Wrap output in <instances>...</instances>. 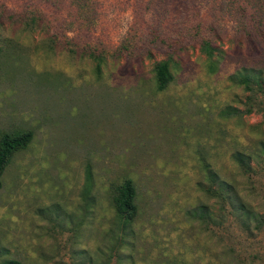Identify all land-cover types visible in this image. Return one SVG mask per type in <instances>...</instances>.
Instances as JSON below:
<instances>
[{
  "label": "rangeland",
  "instance_id": "1",
  "mask_svg": "<svg viewBox=\"0 0 264 264\" xmlns=\"http://www.w3.org/2000/svg\"><path fill=\"white\" fill-rule=\"evenodd\" d=\"M0 49V135L33 133L3 177L0 264H264V164L243 175L232 158L264 140V90L233 78L264 70V0H0ZM206 164L261 228L219 212ZM127 179L138 215L123 231Z\"/></svg>",
  "mask_w": 264,
  "mask_h": 264
},
{
  "label": "trees",
  "instance_id": "2",
  "mask_svg": "<svg viewBox=\"0 0 264 264\" xmlns=\"http://www.w3.org/2000/svg\"><path fill=\"white\" fill-rule=\"evenodd\" d=\"M203 51L207 55L210 65L211 72H216L218 69V61H214L213 57L216 48L211 46L209 42L203 43ZM1 53V49H0ZM174 61L173 59L164 60L159 62L155 66V78L157 90L162 92L168 88L171 82L174 80L172 73ZM97 70L101 71V61L97 65ZM263 69H248L242 73H238L237 76L233 77L239 85H243L246 91L255 92L264 90V78L262 76ZM240 111L237 109L228 108L224 111L227 114H239ZM253 107L248 108L246 113H252ZM33 140V133L26 131L22 133H3L0 135V189L3 186V177L7 167L11 164L14 156L21 151L26 150ZM233 160L242 171L243 175H255L257 174L253 167L254 160H258L264 164V140L257 143L255 152L245 153L237 151L233 155ZM261 165V164H260ZM207 174L208 187L202 186V190L209 194L210 198L215 199L216 205L219 206V212L225 214V205H229L232 213L239 219L242 218L244 226L250 230V221L253 219L258 222L257 228H261L262 221L260 220V214L256 213L254 208L247 203L240 194L235 184L229 179H224L220 176L217 171H214L208 164L205 165ZM137 188L131 179H127L121 185L114 188L113 195V206L116 216L122 221V230L125 231L130 225H132L137 219L138 206L136 204L137 199ZM212 211H207V208H202V211L197 215L204 221L207 218H212ZM196 215V214H193ZM225 215L219 216L217 225H222L225 221ZM262 218V217H261ZM217 218H214V220ZM124 235L121 238H117L116 244L120 245L118 249L126 245L123 241ZM115 250V249H113ZM119 258V257H118ZM121 262L119 258L118 263ZM5 264H22L19 261L11 260Z\"/></svg>",
  "mask_w": 264,
  "mask_h": 264
}]
</instances>
